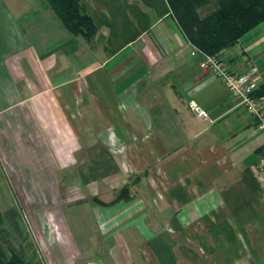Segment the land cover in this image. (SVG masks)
<instances>
[{
  "label": "crops",
  "instance_id": "1",
  "mask_svg": "<svg viewBox=\"0 0 264 264\" xmlns=\"http://www.w3.org/2000/svg\"><path fill=\"white\" fill-rule=\"evenodd\" d=\"M81 2L91 38L48 0H0V166L23 208L55 211L38 227L54 264H264L255 118L199 67L169 0ZM219 54L264 94V20ZM66 207L91 214L82 250Z\"/></svg>",
  "mask_w": 264,
  "mask_h": 264
},
{
  "label": "trees",
  "instance_id": "2",
  "mask_svg": "<svg viewBox=\"0 0 264 264\" xmlns=\"http://www.w3.org/2000/svg\"><path fill=\"white\" fill-rule=\"evenodd\" d=\"M48 1L71 34L85 38H91L95 34V26L81 0ZM209 1L211 0H169L187 40L206 53L219 54L221 49L233 44L246 30L264 20V0H216L217 8L200 16L198 8ZM126 196V189L123 188L112 202ZM0 255L8 264L22 263L21 257L16 253L6 257L0 250Z\"/></svg>",
  "mask_w": 264,
  "mask_h": 264
},
{
  "label": "rangeland",
  "instance_id": "3",
  "mask_svg": "<svg viewBox=\"0 0 264 264\" xmlns=\"http://www.w3.org/2000/svg\"><path fill=\"white\" fill-rule=\"evenodd\" d=\"M20 202L19 195H15L9 186L6 172L0 166V250L6 257H10L13 253L18 254L22 259L21 264H54L47 245H52L55 237L47 234L46 238H43L38 227L47 233L53 230L51 215L55 211L27 210ZM81 205L84 207L85 204L81 203ZM62 211L76 245L82 250L86 245L87 232L92 228L88 226L91 219L90 212L81 211L82 214L77 217L72 215L75 212L73 208L66 207Z\"/></svg>",
  "mask_w": 264,
  "mask_h": 264
},
{
  "label": "built area",
  "instance_id": "4",
  "mask_svg": "<svg viewBox=\"0 0 264 264\" xmlns=\"http://www.w3.org/2000/svg\"><path fill=\"white\" fill-rule=\"evenodd\" d=\"M191 54L199 56V67L220 79L236 103L243 106L255 118L256 127L264 131V94H255L261 74L255 69L240 73L230 71L220 54L206 53L194 45ZM190 107L196 116H206L204 110L194 101H190ZM255 167L259 179L264 180V155L259 158Z\"/></svg>",
  "mask_w": 264,
  "mask_h": 264
},
{
  "label": "water",
  "instance_id": "5",
  "mask_svg": "<svg viewBox=\"0 0 264 264\" xmlns=\"http://www.w3.org/2000/svg\"><path fill=\"white\" fill-rule=\"evenodd\" d=\"M0 264H8L3 257L0 255Z\"/></svg>",
  "mask_w": 264,
  "mask_h": 264
}]
</instances>
